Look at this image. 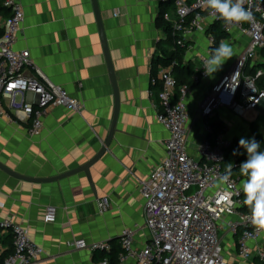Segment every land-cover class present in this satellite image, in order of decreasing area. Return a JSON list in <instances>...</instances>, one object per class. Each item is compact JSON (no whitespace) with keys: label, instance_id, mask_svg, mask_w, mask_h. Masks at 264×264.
Instances as JSON below:
<instances>
[{"label":"crops","instance_id":"0c3cea01","mask_svg":"<svg viewBox=\"0 0 264 264\" xmlns=\"http://www.w3.org/2000/svg\"><path fill=\"white\" fill-rule=\"evenodd\" d=\"M97 1L120 108L114 137L91 167L94 188L84 172L52 182H30L0 169V219L12 218L28 228L31 239L45 249L37 264H102L104 260L97 261L94 252L75 249L72 241L109 242L113 249L120 245L123 229L137 227L135 247L141 248L150 236L140 182L164 158L169 137L157 120L161 84L153 83L152 78L160 66L155 65V59L172 48L165 29V21H172L164 16L168 14L173 20L176 14L172 6L161 18L166 4L163 0ZM22 4L25 22L16 48L28 49L45 77L80 99L83 110L49 107L43 132L37 137L31 136L29 125L13 112L0 113V161L25 176L54 177L87 163L103 147L115 111L114 89L92 0H22ZM239 35L247 42L235 46ZM225 41L233 49L232 58L214 76L193 84L185 99L191 116L188 150L195 158H199V145L208 136L200 109L213 84L245 51L249 38L236 30ZM190 44L193 47L186 51L184 60L196 66L197 55L208 48L206 34L195 33ZM153 85L158 88L153 90ZM211 122H218L231 139L253 137L252 124L264 137V110L241 116L223 107ZM104 201L107 207L101 211ZM49 205L57 209L53 223L44 220ZM0 239L4 251H11V236Z\"/></svg>","mask_w":264,"mask_h":264},{"label":"built area","instance_id":"2783aa9c","mask_svg":"<svg viewBox=\"0 0 264 264\" xmlns=\"http://www.w3.org/2000/svg\"><path fill=\"white\" fill-rule=\"evenodd\" d=\"M163 1L173 3L175 19L168 14L164 17L172 21V35L178 45L187 46L189 51L193 35L206 34L208 48L197 55L194 84L205 78L204 62L215 44L214 35L208 31L214 23L229 34L238 30L249 42L234 66L213 84L200 109L208 136L199 145V158L188 150L187 126L191 116L185 99L192 87L178 85L173 73L175 62L159 66L152 78L153 83L161 84L157 120L167 129L169 137L164 158L140 182L145 227L150 236L143 247L136 248L137 227L123 229L118 264H237L223 256L222 240L228 235L234 238L236 255L242 264H255V259L264 263L263 235L255 233L248 222V212L242 210L243 177L232 175L219 188L214 184L225 173V150L233 139L223 132L214 133L211 126L216 111L223 107L241 116L248 111L264 110V69L259 68L253 75L245 72L247 57L264 46V0H245L244 7L251 10L252 19L236 27L226 26L221 19L210 20L202 0ZM5 6L10 12L8 16L0 15V113L13 112L20 122L29 125L31 136L37 137L43 132V119L49 107L81 112L83 103L45 77L28 49L16 48L25 9L22 0H5ZM197 16L201 19L197 20ZM230 200L239 206L229 208ZM106 207L107 201L101 203V211ZM56 218V207L47 206L45 222L53 223ZM225 221L229 222L227 226ZM7 234L12 239V251L0 257V264H37L45 255V249L31 239L28 228L12 218L0 219V237ZM71 244L75 249L92 252L112 250L109 242L88 243L84 238ZM3 252L0 239V256ZM102 264L109 261L105 259Z\"/></svg>","mask_w":264,"mask_h":264},{"label":"clouds","instance_id":"9594fccd","mask_svg":"<svg viewBox=\"0 0 264 264\" xmlns=\"http://www.w3.org/2000/svg\"><path fill=\"white\" fill-rule=\"evenodd\" d=\"M245 0H202V7L209 13V19H221L226 26L236 27L252 19L250 9L244 7ZM201 18L197 16V20ZM233 56V49L226 41L212 50L211 55L204 62L203 74L212 77L221 71L226 61ZM261 143L255 136L251 138L240 137L237 148L232 155L238 156L246 153L247 158L239 165V174L245 179L241 183L243 205L248 209V222L257 235H264V151L260 150ZM240 149H243L242 153ZM233 164L226 165L225 173L214 181L217 188L226 184L232 176ZM229 208L238 207L236 201L228 202ZM231 214V213H230ZM229 222L225 221L227 226ZM250 235V234H246Z\"/></svg>","mask_w":264,"mask_h":264},{"label":"trees","instance_id":"16d2710c","mask_svg":"<svg viewBox=\"0 0 264 264\" xmlns=\"http://www.w3.org/2000/svg\"><path fill=\"white\" fill-rule=\"evenodd\" d=\"M173 6L172 1L166 2L165 8L161 14V18L163 19L164 12L167 8H170ZM9 9L5 6V0H0V15L8 16L9 15ZM165 29L168 34L167 42L171 45V50H164L163 54L158 56L154 63L155 65H169L172 62H175L173 73L175 77L177 78L178 85H189L192 86L194 84L193 81V75L195 71V66L191 62H185L184 57L185 53L187 51V46L184 45H178L173 37V28L171 22L165 21ZM208 33H212L215 37V44L212 47V50L217 48L220 44V42L223 40H227L230 37V34L223 31L218 23H214L211 28L209 29ZM260 55L261 60H258L257 62H247V65L245 67V72L248 74H255L256 71L259 68L264 69V46L260 48ZM157 67V66H155ZM158 88L157 85H153L152 89L156 90ZM211 126L214 129V133L218 134L223 132L221 129V126L218 122H211ZM251 130L253 133V136H255L256 140L261 143L260 150L264 151V137L262 133L260 132L258 126L256 124H252ZM238 146V139H233L230 146L225 150V158L223 161V167L226 169V165L229 163L233 164L232 169V175L235 176H241L239 174V165L241 161L245 160L247 158L246 153L243 155L234 156L232 155L233 149L237 148ZM240 151L243 153V149H240ZM242 177V176H241ZM244 178V177H243ZM244 198V197H243ZM242 210L245 212H248V209L246 206L242 207ZM11 249V248H10ZM9 250L4 251L0 257L5 256L4 254L7 252H11ZM122 251L121 245L118 247H114L111 252H104V251H94L95 259L97 261H103L107 259L109 261V264H117L119 255ZM255 264H264L263 262H260L258 259L254 260Z\"/></svg>","mask_w":264,"mask_h":264},{"label":"water","instance_id":"95a60500","mask_svg":"<svg viewBox=\"0 0 264 264\" xmlns=\"http://www.w3.org/2000/svg\"><path fill=\"white\" fill-rule=\"evenodd\" d=\"M92 1H93L94 11H95V15H96V19H97V23H98L103 47H104V52H105V56H106V60H107V64H108L109 75L111 78V82H112L113 89H114V95H115V111H114L113 120L111 123L110 131H109L108 137L106 139V142L103 145V147L100 149V151L90 161L81 165L78 168H75L73 170H70L68 172L62 173V174L54 176V177L35 178V177L25 176V175L17 173L16 171L9 168L6 164H4L3 162L0 161V169L4 170L5 172L9 173L10 175H12L16 178L26 180V181H30V182H52V181H55V180H58V179H61V178H64V177H67L70 175H74V174H77L80 172H84L86 174L89 182L91 183V186L94 188L93 179H92V175H91V167L103 156V154L106 152L108 146L110 145L111 140L114 137V133H115V129H116V123H117L118 114H119V108H120V96H119V88H118L117 79H116V75H115L114 65H113V61H112V57H111V53H110V49H109L107 36H106L101 12L99 9L98 1L97 0H92Z\"/></svg>","mask_w":264,"mask_h":264},{"label":"rangeland","instance_id":"374dc122","mask_svg":"<svg viewBox=\"0 0 264 264\" xmlns=\"http://www.w3.org/2000/svg\"><path fill=\"white\" fill-rule=\"evenodd\" d=\"M247 42L246 37L238 36L235 38V46L245 44ZM261 60L260 49L256 50L253 54L247 57L248 62H257ZM246 63V62H245ZM221 236H224V232L221 231ZM223 256L230 263L242 264L243 261L236 255V246L232 235L224 237L222 240Z\"/></svg>","mask_w":264,"mask_h":264}]
</instances>
